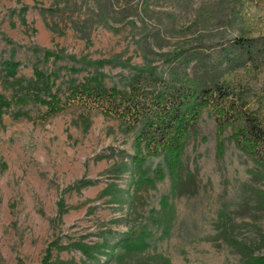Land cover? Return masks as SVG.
Wrapping results in <instances>:
<instances>
[{"label":"rangeland","instance_id":"374dc122","mask_svg":"<svg viewBox=\"0 0 264 264\" xmlns=\"http://www.w3.org/2000/svg\"><path fill=\"white\" fill-rule=\"evenodd\" d=\"M65 4L0 0V93L14 100L18 89L10 59L16 78L36 64L58 75L54 90L97 72L112 85L146 64L165 69L160 53L186 40L264 32V0H121L129 9L89 36L80 27L93 0ZM197 127L172 168L135 159L136 128L94 105L49 115L34 99L14 102L0 122V264H41L51 241L52 264H261L264 165L229 139L218 152L211 107Z\"/></svg>","mask_w":264,"mask_h":264},{"label":"trees","instance_id":"16d2710c","mask_svg":"<svg viewBox=\"0 0 264 264\" xmlns=\"http://www.w3.org/2000/svg\"><path fill=\"white\" fill-rule=\"evenodd\" d=\"M120 1L93 0L92 16L84 19L80 27L84 35L89 36L95 21L103 22L107 16L129 9H122ZM68 5L66 0V8ZM218 39V44L209 46L208 37H198V47L186 40L176 49L160 53L165 69L146 64L121 84L112 85L97 72L82 80L71 79L65 89L59 86L54 90L58 76L55 73H47L36 64L34 77L16 78L19 62L6 60V73L18 89L15 101L0 93V122L14 102L27 99L46 104L49 115L62 111L69 101L91 104L136 128L135 159L144 162L162 157V165L172 167L180 163L184 144L197 132L201 112L211 107L218 152H224V142L229 139L264 165V32L240 33L231 38L221 35ZM45 54L49 57L53 51L46 49ZM160 171H156L157 177L162 178L164 172ZM87 184L91 181L78 183ZM58 206L63 209L62 198ZM54 247V241L46 246L41 264H52ZM257 259L264 264V251ZM156 264L169 261L156 257Z\"/></svg>","mask_w":264,"mask_h":264}]
</instances>
